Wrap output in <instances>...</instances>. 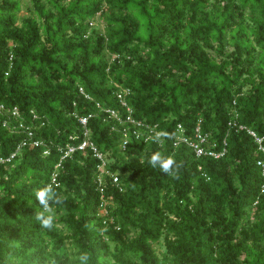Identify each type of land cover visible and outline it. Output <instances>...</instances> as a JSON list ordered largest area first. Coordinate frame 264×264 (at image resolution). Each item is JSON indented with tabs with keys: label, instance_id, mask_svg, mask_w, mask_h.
<instances>
[{
	"label": "trees",
	"instance_id": "16d2710c",
	"mask_svg": "<svg viewBox=\"0 0 264 264\" xmlns=\"http://www.w3.org/2000/svg\"><path fill=\"white\" fill-rule=\"evenodd\" d=\"M29 2L21 16L22 0H0V156L29 141L0 167V264H79L80 251L90 264H264L263 155L229 126L264 135V0ZM125 88L136 120L168 132L182 125L192 138L201 122L226 155L198 158L170 136L137 139L96 107L124 114L115 92ZM89 113L92 141L124 190L107 180L102 213L99 161L77 152L58 174L66 201L44 229L35 190L52 182L61 151L82 141L75 115ZM155 151L182 163L179 179L147 163Z\"/></svg>",
	"mask_w": 264,
	"mask_h": 264
},
{
	"label": "built area",
	"instance_id": "2783aa9c",
	"mask_svg": "<svg viewBox=\"0 0 264 264\" xmlns=\"http://www.w3.org/2000/svg\"><path fill=\"white\" fill-rule=\"evenodd\" d=\"M80 94L84 96V98L88 101H94V98L89 95L83 87H79ZM115 95L121 105V107L125 110V113L122 114L115 109L108 108L103 106L101 103L96 102L97 109L102 113L107 115L111 120L118 122L121 125H130L129 128H134V135L137 139L144 138L146 142L150 141L151 136L159 137L162 139L164 137H171L172 145L174 148H178L181 146H186L190 148L198 158L200 157H211L214 159H220L226 155V148L221 151H216L217 143H211V137L209 133H203L201 122H199L194 129L193 138L188 135L187 129L182 125H179L176 131L168 132L167 130L159 131L158 124L150 125L148 123H144L136 120L133 117V110L129 106L127 102V97L131 95L130 89H118L115 92ZM6 106L0 103V111H5ZM11 114L14 118H18L20 116L19 110L17 107L11 109ZM81 125L82 132V141L78 145L68 144L66 149L61 151V158L59 163L55 166L54 171L52 173V182L53 184L59 186L58 183V174L59 171L63 168L62 164L68 158H71L77 152H91L93 156L99 161L97 166L98 174L96 177L98 189L100 190L102 196V204L100 205V211L102 213H106L107 206L109 202L106 199L105 187L107 180L112 181V184L118 188L121 192L124 190V186L121 182L120 175L118 172H113L109 168L111 165V161L108 159L107 155L102 153L96 144L92 141V132L89 127L90 120L94 117L93 113H89L87 115H75ZM229 126L237 128L238 131H245L255 142L257 146V150L260 154L263 155L261 161V165L258 166L261 168L262 178L264 180V135H259L256 131L248 128L245 125L238 124L236 121H231ZM19 128L23 129L27 132L29 138L33 137L32 131L29 128H26L23 122L19 124ZM140 129L144 131H140ZM29 141H25L22 143L21 147L18 150L11 154L9 157H1L0 156V167L6 164L12 163L15 159L20 156V153L23 148L28 146ZM128 142V134L125 131L123 144L121 146V150L124 151L126 149V145ZM226 140H224V147L226 146ZM32 145L35 147H39L41 144L38 141H33ZM44 154L47 156L50 154V151L46 150ZM264 193V184L261 190Z\"/></svg>",
	"mask_w": 264,
	"mask_h": 264
},
{
	"label": "clouds",
	"instance_id": "9594fccd",
	"mask_svg": "<svg viewBox=\"0 0 264 264\" xmlns=\"http://www.w3.org/2000/svg\"><path fill=\"white\" fill-rule=\"evenodd\" d=\"M159 140V137L157 138ZM147 163L152 168H159L165 175L173 179H179V172L182 168V163L177 162L174 156L164 155L160 151L152 152L147 156ZM257 165H261V161H257ZM58 186L53 183H48L43 187L35 190V199L40 205V210L35 213V219L44 229L51 230L54 227L56 220V206H63L66 201V196L58 191ZM75 259L79 264H90L92 260L91 253L80 251ZM48 264H56L54 258L50 259ZM108 264H118L115 257L109 258Z\"/></svg>",
	"mask_w": 264,
	"mask_h": 264
},
{
	"label": "rangeland",
	"instance_id": "374dc122",
	"mask_svg": "<svg viewBox=\"0 0 264 264\" xmlns=\"http://www.w3.org/2000/svg\"><path fill=\"white\" fill-rule=\"evenodd\" d=\"M29 6H31L29 0H22V12H21V16L22 15H25V14H29L27 12V8H29ZM158 248H159V251L160 252H163L164 251V247L162 245L159 246Z\"/></svg>",
	"mask_w": 264,
	"mask_h": 264
}]
</instances>
